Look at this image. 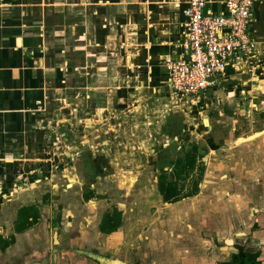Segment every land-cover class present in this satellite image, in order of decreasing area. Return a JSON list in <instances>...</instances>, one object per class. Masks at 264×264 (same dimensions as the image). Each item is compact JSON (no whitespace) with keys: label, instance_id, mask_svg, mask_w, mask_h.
Masks as SVG:
<instances>
[{"label":"crops","instance_id":"obj_1","mask_svg":"<svg viewBox=\"0 0 264 264\" xmlns=\"http://www.w3.org/2000/svg\"><path fill=\"white\" fill-rule=\"evenodd\" d=\"M187 4L0 0V264H264V128L238 145L229 131L235 110H264V0L250 64L195 98L208 120L168 82ZM214 128L225 136L203 137ZM208 139L196 195L163 202L159 172ZM28 207L40 222L17 233ZM113 209L120 225L103 232Z\"/></svg>","mask_w":264,"mask_h":264},{"label":"built area","instance_id":"obj_2","mask_svg":"<svg viewBox=\"0 0 264 264\" xmlns=\"http://www.w3.org/2000/svg\"><path fill=\"white\" fill-rule=\"evenodd\" d=\"M257 0H224L217 14L207 0H188L185 10L186 56L167 59L169 85L176 96L199 98L229 66L238 70L250 64L257 46L249 33Z\"/></svg>","mask_w":264,"mask_h":264},{"label":"trees","instance_id":"obj_3","mask_svg":"<svg viewBox=\"0 0 264 264\" xmlns=\"http://www.w3.org/2000/svg\"><path fill=\"white\" fill-rule=\"evenodd\" d=\"M205 156L203 150L196 144H191L189 147H183L182 155L171 164L172 171L170 176L166 171L160 172L158 176V189L165 200L177 201L185 196L183 193L184 187L181 181L188 179L189 173L196 169L203 171V163L201 159ZM198 189L195 187L194 191L187 196L196 195ZM120 212L113 210L111 213L107 212L101 223V230L103 232H110L117 230L120 225ZM40 211L37 207L23 208L20 211L18 221L15 227L17 233H22L40 222ZM8 244V243H7ZM7 246H3V249ZM248 255L250 261L256 262L259 257V252H251Z\"/></svg>","mask_w":264,"mask_h":264},{"label":"rangeland","instance_id":"obj_4","mask_svg":"<svg viewBox=\"0 0 264 264\" xmlns=\"http://www.w3.org/2000/svg\"><path fill=\"white\" fill-rule=\"evenodd\" d=\"M247 97H248V94H245ZM202 97V96H201ZM196 98V97H195ZM194 98V99H195ZM197 99V98H196ZM195 99V100H196ZM204 99L203 98H201L200 100H196L193 104L195 105L196 104V107L197 108H199L200 106H202V109L201 108H199L200 110H199V115H200V117H203V116H205L204 118L205 119H210L209 118V115L211 114V113H209L208 111H210V112H214V108L215 107H212L211 105H205V104H203V101ZM202 104V105H201ZM211 106V107H210ZM210 108H212L211 110H210ZM235 112V115H234V117H235V119L236 120H234V130H229L230 128L228 127V126H226V128L225 129H228L229 131H230V133L232 134L231 136L235 139L234 141H236L237 139H238V137H241V139H239L238 141L239 142H237V143H235L236 145H238V143H242V142H246V141H251V140H254L255 138H257V137H259V135L261 134L259 131L261 130V128H264V110H263V112H261L260 110H256L255 108H253V107H246V106H243L242 108H240L239 110H235L234 111ZM226 114L228 115V113L226 112ZM227 119H230V115H228V117H227ZM228 127V128H227ZM235 133H234V132ZM263 132L262 133H264V129L262 130ZM219 131H218V129L217 128H214V131H213V136L211 135V132L210 133H207L205 136H203V137H213L214 139V141H215V139L217 138V136H221V137H223V136H225V132H223V131H221V134H219L218 133ZM246 137L247 139H244L243 137ZM248 136V137H247ZM196 137H198V138H200L201 137V135H196V134H194L193 135V137H191L192 139L194 138V139H197ZM201 139V138H200ZM202 140V139H201ZM201 140H199L200 142H197V144H198V146L203 150H205V149H207V150H209V147H208V143H209V139L206 141V146L204 145V144H201V142H203V143H205V141H201ZM223 138H221V142H218V143H223ZM196 140H194V141H191V142H189V143H187L186 145H184L183 147H189V145H191V144H196V142H195ZM228 142V141H227ZM215 143V142H214ZM226 144V143H225ZM228 147H230L231 148V146L229 145L228 146V144H226V147H225V149L226 148H228ZM182 151H183V148H182V150H181V153H180V155H179V157L182 155ZM178 157V158H179ZM195 172V171H194ZM160 173V172H159ZM158 173V174H159ZM200 171L198 170V171H196L195 173H189V176H188V179L186 180V181H181V184L183 183V184H185V186H186V189L188 190V191H193L194 190V188H195V185H194V183L196 182V183H198L199 181H197V180H195V182L193 183V180L196 178V177H198V175H200ZM157 174V175H158ZM170 174H171V170H169L168 171V175L170 176ZM192 175V177H190ZM199 179H200V177H199ZM192 180V181H191ZM201 180H202V182H203V180L204 179H202V177H201ZM157 182H158V177H157ZM199 184V183H198Z\"/></svg>","mask_w":264,"mask_h":264},{"label":"flooded vegetation","instance_id":"obj_5","mask_svg":"<svg viewBox=\"0 0 264 264\" xmlns=\"http://www.w3.org/2000/svg\"><path fill=\"white\" fill-rule=\"evenodd\" d=\"M169 170L172 171V168L167 169V170H166V169H162L160 172H162V171H166V172L168 173ZM181 185L184 187V191H183V193L185 194L184 197H193V196H195V195H193V196H187V195H190L191 191H188V190H189V189H188V190L185 192V190H186V186H185V184L182 183ZM158 190H159V189H158ZM193 191H194V190H193ZM193 191H192V192H193ZM159 193H160V192H159ZM184 197H183V198H184ZM183 198H181V199H183ZM162 199H163V202H169V203H175V202L178 201V200H177V201H171V200L167 201V200L164 199L163 196H162ZM181 199H179V200H181ZM113 210H114V209H113ZM243 256H244V255H243Z\"/></svg>","mask_w":264,"mask_h":264},{"label":"water","instance_id":"obj_6","mask_svg":"<svg viewBox=\"0 0 264 264\" xmlns=\"http://www.w3.org/2000/svg\"><path fill=\"white\" fill-rule=\"evenodd\" d=\"M248 137V136H247ZM244 139H247L246 137H243ZM239 139H241V137L240 138H238L236 141H235V143H237V142H239L238 140ZM92 257H95L94 255H92ZM95 258H97L99 261H102L103 260V257H95Z\"/></svg>","mask_w":264,"mask_h":264}]
</instances>
